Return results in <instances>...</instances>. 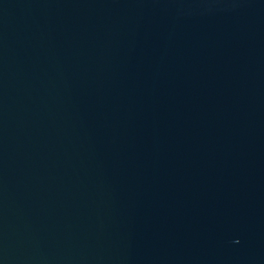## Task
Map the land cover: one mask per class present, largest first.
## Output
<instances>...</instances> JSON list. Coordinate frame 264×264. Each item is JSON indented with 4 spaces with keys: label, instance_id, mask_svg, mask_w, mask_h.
I'll list each match as a JSON object with an SVG mask.
<instances>
[{
    "label": "water",
    "instance_id": "95a60500",
    "mask_svg": "<svg viewBox=\"0 0 264 264\" xmlns=\"http://www.w3.org/2000/svg\"><path fill=\"white\" fill-rule=\"evenodd\" d=\"M0 264H264V0H0Z\"/></svg>",
    "mask_w": 264,
    "mask_h": 264
}]
</instances>
